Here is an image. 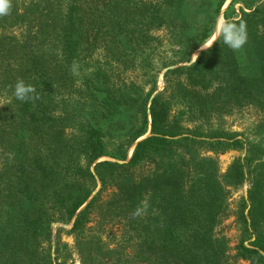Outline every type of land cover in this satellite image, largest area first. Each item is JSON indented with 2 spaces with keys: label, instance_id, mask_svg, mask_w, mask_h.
Segmentation results:
<instances>
[{
  "label": "trees",
  "instance_id": "16d2710c",
  "mask_svg": "<svg viewBox=\"0 0 264 264\" xmlns=\"http://www.w3.org/2000/svg\"><path fill=\"white\" fill-rule=\"evenodd\" d=\"M226 1L58 0L54 6L36 0L25 13L12 8L18 35L0 18V91L7 95L0 113L7 173H0V201L21 222L27 259L33 254L29 238L38 233L44 239L53 222L64 220L71 221L75 240L88 241L81 264H228L221 237L152 230L148 217H131L154 189L161 195L160 212L172 206L175 218L181 216L173 203L180 179L166 171L136 175L139 167L163 165L168 154L183 166L200 146L211 153L242 148L216 120L264 106V0H229L221 11ZM219 15L245 21L247 43L233 51L216 40L188 62L213 37ZM99 49L108 55L103 61L92 57ZM80 59L85 62L73 75L68 67ZM157 62L164 73L163 88L155 93L157 70L150 77L146 73ZM145 76L148 81H142ZM18 78L34 85L40 98L15 99ZM145 83L150 88L143 94ZM181 118L190 123L184 126ZM107 144H114L111 152ZM232 170V179L241 182V164ZM169 185L172 189L165 188ZM259 194L252 189L247 198L259 206ZM110 215L122 218L128 231L102 239ZM243 232L233 261L264 264V235L253 231L242 239ZM110 238L117 241L108 243ZM40 254L42 264H52L45 251Z\"/></svg>",
  "mask_w": 264,
  "mask_h": 264
},
{
  "label": "rangeland",
  "instance_id": "374dc122",
  "mask_svg": "<svg viewBox=\"0 0 264 264\" xmlns=\"http://www.w3.org/2000/svg\"><path fill=\"white\" fill-rule=\"evenodd\" d=\"M35 1L12 0V8L18 14L25 13L27 8ZM57 1L50 0L54 6L57 4ZM228 2L229 0L225 2L221 11H223ZM60 5L62 6V4ZM234 9H237V6ZM218 17H221V15ZM0 18H5V24L10 25L8 31L18 35V29L16 28L18 24L12 19L11 13ZM211 39H208L201 46L205 48L209 47ZM201 46L189 56L188 62L195 60L196 57L193 55H198L202 51ZM92 53L93 58L100 56V61H103L104 57H108L101 49L99 51L95 50ZM83 59L79 60V66L85 62ZM173 59L172 57L168 58V56L164 58L166 61ZM158 63L153 64L152 70H148L146 73L150 77L153 71L157 70L155 93L163 88L162 75L164 68H161ZM91 65L90 61L88 66ZM178 65H186V63ZM70 67H68V71H70ZM63 69V66L58 68V70ZM147 76L143 77L142 81H148L149 78ZM129 81L130 79L127 80V83ZM123 82L124 84L126 83L125 80ZM110 84L113 87L119 85L117 82H110ZM149 88L150 83H145L143 85V94ZM74 96L71 92L69 100L74 99ZM6 103L7 95L3 91H0V113ZM173 108L176 111L182 110L180 106L174 105ZM181 121H183L182 124L184 126L190 123L185 122V118H181ZM216 122L218 123V128L224 134L236 135L237 139L243 142V147L237 150L229 149L223 152L211 153L204 146H200L192 151L191 155L194 156L192 162H187L183 166L178 167L174 163L176 158H168V154L163 157V165H154V161L150 164L145 163L135 173L136 175L155 173L158 176L162 171H166L167 174L173 173L175 181L180 179L182 185L177 191L179 194H175V198L177 199L173 201V203L180 207L179 210H181V216L176 218V212L173 211L172 206H168L167 209L160 212L158 205L161 195L159 190L154 189L153 192L149 193L148 197L150 198L151 209L146 217L150 219L149 224L152 230L167 229L210 233L211 240L222 238L224 249H226V253L230 256L227 261L228 264H250L240 259L233 261V256L235 253L234 248L237 242L240 241V234H243V231H245V236L242 239H245L247 235H251L250 233L253 231H257L258 235H264V106H262L261 110H256L252 107L239 111L236 110L229 115H222ZM212 125L214 127L217 126L215 124ZM147 135L148 132L145 136ZM113 147L114 144H107L106 149L111 152ZM131 150L132 148H129L127 151V159L130 157ZM179 156H181L180 153ZM106 159L101 158L99 161ZM157 159L158 157L155 158V161ZM4 162V154L0 150V173L6 175ZM235 163H240L242 167L243 179L241 182H235L231 176ZM156 181L159 186V179L157 178ZM171 186L169 185V187L165 188L170 189ZM97 188L98 183L96 182L95 191ZM2 189L3 184L0 182V193ZM252 189H257L260 193L256 196V199L260 201L259 206L247 198V193ZM108 219L112 221H110L111 224L107 223V233L101 236L102 239L110 235H115L116 238L118 231H128L126 225L119 223V220L122 218L110 215ZM70 225L71 221L57 220V222H53L50 225L49 235L45 236L44 239L38 233L31 236L29 239L33 254L27 259V256L24 254L26 245L24 243L25 235L21 222L17 218L16 213L11 211L4 201H0V264H42L40 261L41 251H45L49 255L52 264H81L83 249L88 245V241L85 239L75 240L69 234ZM111 238L110 241L108 240V243L111 242ZM116 241V239L112 240L113 243ZM100 250L101 252L104 251L105 247L100 245ZM132 263L134 262L130 261L125 264Z\"/></svg>",
  "mask_w": 264,
  "mask_h": 264
},
{
  "label": "clouds",
  "instance_id": "9594fccd",
  "mask_svg": "<svg viewBox=\"0 0 264 264\" xmlns=\"http://www.w3.org/2000/svg\"><path fill=\"white\" fill-rule=\"evenodd\" d=\"M12 7V0H0V17L9 15ZM216 40H222V42L233 51L241 50L248 41L246 22L243 20L237 22L232 19L218 17L216 25L214 26L213 37L209 41V47L205 48L201 46V50L209 49ZM193 56L196 57V59L198 58L197 54H194ZM70 71L73 75L79 73V65L77 62H73ZM13 95L15 99L21 102H30L40 98L39 94L36 92L35 86L26 83L22 78L16 80L13 87ZM150 209V198L146 196L132 211L131 217L133 219L146 217L149 214Z\"/></svg>",
  "mask_w": 264,
  "mask_h": 264
}]
</instances>
